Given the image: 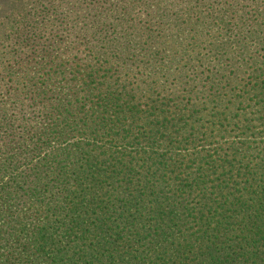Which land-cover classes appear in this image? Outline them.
<instances>
[{
	"label": "trees",
	"instance_id": "16d2710c",
	"mask_svg": "<svg viewBox=\"0 0 264 264\" xmlns=\"http://www.w3.org/2000/svg\"><path fill=\"white\" fill-rule=\"evenodd\" d=\"M0 264H264V0H9Z\"/></svg>",
	"mask_w": 264,
	"mask_h": 264
},
{
	"label": "rangeland",
	"instance_id": "374dc122",
	"mask_svg": "<svg viewBox=\"0 0 264 264\" xmlns=\"http://www.w3.org/2000/svg\"><path fill=\"white\" fill-rule=\"evenodd\" d=\"M8 1L9 0H3V2L0 1V20L3 18Z\"/></svg>",
	"mask_w": 264,
	"mask_h": 264
}]
</instances>
